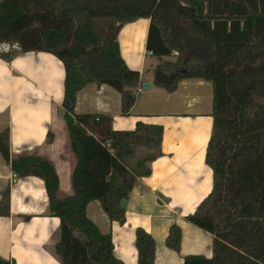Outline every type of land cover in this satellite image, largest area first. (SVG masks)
<instances>
[{
	"label": "trees",
	"instance_id": "1",
	"mask_svg": "<svg viewBox=\"0 0 264 264\" xmlns=\"http://www.w3.org/2000/svg\"><path fill=\"white\" fill-rule=\"evenodd\" d=\"M140 18L149 20L145 49L158 62L156 87L171 92L188 78L212 84L204 157L212 187L184 216L212 236V255L189 254L182 264H264V0H0V42L49 52L63 64V119L76 158L73 193L57 196L59 179L48 160L11 157L8 129L0 132L1 155L17 177L44 181L49 212L60 221L54 251L61 264H124L86 205L96 200L110 221L124 222L121 201L150 174L163 126L137 121L132 130H114L110 115L74 109L77 92L96 83L117 90L120 114L129 113L140 74L121 57L117 35ZM8 213L7 189L0 215ZM165 244L180 249L177 225L169 227ZM135 246L137 264H154V239L142 228L135 230ZM0 264L13 262L0 257Z\"/></svg>",
	"mask_w": 264,
	"mask_h": 264
},
{
	"label": "crops",
	"instance_id": "2",
	"mask_svg": "<svg viewBox=\"0 0 264 264\" xmlns=\"http://www.w3.org/2000/svg\"><path fill=\"white\" fill-rule=\"evenodd\" d=\"M140 19L122 25L117 35L121 57L140 74L129 113L120 114L117 90L96 83L77 92L74 111L110 115L114 130H132L137 121L161 124L160 155L149 163L150 174L138 179L125 200L122 224L110 221L96 200L86 205V215L101 233L110 234L113 254L124 264H137L136 228L154 239V264H182L189 254L212 255V236L184 220L212 187V171L204 161L212 130V101L203 104L201 95L211 82L182 79L171 92L156 87L153 77L158 62L145 49L149 20ZM146 55L154 59L148 66ZM63 82V64L49 52L0 54V132L8 129L11 157L35 155L53 165L59 198L73 193L71 175L76 163L63 119ZM143 83L150 86L137 93ZM13 174L0 153V200L9 191V213L0 215V257L13 264H61L54 251L60 221L49 212L44 181L32 175L12 181ZM173 224L180 228L178 251L165 244Z\"/></svg>",
	"mask_w": 264,
	"mask_h": 264
},
{
	"label": "built area",
	"instance_id": "3",
	"mask_svg": "<svg viewBox=\"0 0 264 264\" xmlns=\"http://www.w3.org/2000/svg\"><path fill=\"white\" fill-rule=\"evenodd\" d=\"M19 51H21V45L17 41L5 40L0 42V54H10ZM143 89H144L143 86L140 85L137 87L136 92L140 93L142 92ZM16 177H17L16 174H13L12 181H14Z\"/></svg>",
	"mask_w": 264,
	"mask_h": 264
},
{
	"label": "rangeland",
	"instance_id": "4",
	"mask_svg": "<svg viewBox=\"0 0 264 264\" xmlns=\"http://www.w3.org/2000/svg\"><path fill=\"white\" fill-rule=\"evenodd\" d=\"M140 20H146V19H144V18H141ZM140 22H142V21H140ZM122 40V39H121ZM122 43H123V40H122ZM139 54H141V52L139 53ZM139 58H140V55H139ZM154 61V59L153 58H151L149 55H146V66H148V64L150 63V62H153ZM113 90H115V89H113ZM114 92H116V91H114ZM201 95L203 96V97H205V99L202 101V103L204 104H206L207 103V105L208 104H210L211 105V101H212V86H211V83H210V87H209V89L207 90V92L205 91V93L204 92H202L201 91Z\"/></svg>",
	"mask_w": 264,
	"mask_h": 264
},
{
	"label": "water",
	"instance_id": "5",
	"mask_svg": "<svg viewBox=\"0 0 264 264\" xmlns=\"http://www.w3.org/2000/svg\"><path fill=\"white\" fill-rule=\"evenodd\" d=\"M143 88H148L150 85L148 83H143L142 84ZM126 202L124 200L121 201V206H125Z\"/></svg>",
	"mask_w": 264,
	"mask_h": 264
}]
</instances>
